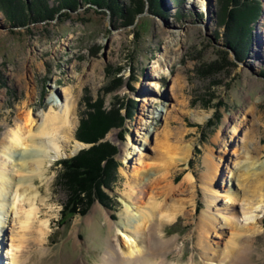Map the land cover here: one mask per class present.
Instances as JSON below:
<instances>
[{"label":"rangeland","instance_id":"rangeland-1","mask_svg":"<svg viewBox=\"0 0 264 264\" xmlns=\"http://www.w3.org/2000/svg\"><path fill=\"white\" fill-rule=\"evenodd\" d=\"M40 1L52 6L48 16L33 13L39 17L22 24L0 11V139L26 102L38 115L50 104L58 107L66 93L76 101V124L65 156L53 161L45 181H35L45 237L38 238L35 222L16 264H116L114 257L105 263L104 255L122 241L110 224L123 210L127 177L139 160L154 154L155 138L168 121L171 131L187 133L183 143L192 144L187 161L175 168V183L190 172L196 210L192 218L182 213L162 225L163 238L175 243L154 261L212 264L196 245L197 218L209 196L201 183L204 162L215 163L218 184L229 180L231 190L240 191L232 175L244 148L252 157L253 149L264 148V0H116L115 7L105 0H71L64 7L63 0ZM247 4L257 7L254 16L246 13L248 19L230 8ZM241 24L246 37L238 45L229 35ZM90 114L95 122L107 120L93 124L94 136L102 133L99 141L115 152L104 171L109 181L101 188L102 202L72 198L64 172L70 158L91 145L80 140ZM258 160L264 161V152ZM221 191L211 193L214 214L224 208L239 212L240 205ZM68 202H78L72 214ZM261 226L245 264H264V218ZM19 231L13 222L3 229L0 264H11L7 251ZM215 235L208 233V239L221 241Z\"/></svg>","mask_w":264,"mask_h":264},{"label":"bare ground","instance_id":"bare-ground-1","mask_svg":"<svg viewBox=\"0 0 264 264\" xmlns=\"http://www.w3.org/2000/svg\"><path fill=\"white\" fill-rule=\"evenodd\" d=\"M175 84L179 86L178 82ZM180 89L183 91L184 87ZM68 94L63 103L57 104L58 107L50 104L48 110H42L38 115L32 113L26 102L24 110L14 117L12 125L0 139V235L11 222L17 224L20 230L11 239L7 251L11 264L17 263L25 236L35 222L38 223V238L45 237L47 220H38L36 204L41 199L35 181H45L53 161L65 156L64 147L76 124V101ZM195 121L202 119L196 118ZM169 122H166L164 132L155 138L154 154L139 160V167L127 177L122 195L123 210L118 220L110 224V229H116L122 241L118 250H113L111 246L106 248L105 263L114 257L116 264H168L164 258L154 261L167 255L175 243L174 238H163L162 225L182 213L187 219L192 218L196 210L195 185L190 172L183 182L175 183V168L187 161L192 144L183 143L187 133L183 130L171 131ZM225 130L221 132L225 133ZM78 146L80 144L76 143L75 149ZM253 151L255 157L244 148L241 155L244 159L232 175L240 191L231 190L229 180L224 187L218 184L215 163L209 159L204 162L206 170L201 183L209 196L205 194V210L197 218L196 245L203 258L212 264H245L246 258L252 254L251 242L262 232L264 161L258 159L262 157L264 148ZM221 189L226 191L228 202L240 205L239 212L235 208H224L214 214L212 207L215 202L211 193L219 194ZM188 206L192 208V213L186 209ZM210 232L221 241H210ZM1 245L0 236V251Z\"/></svg>","mask_w":264,"mask_h":264},{"label":"trees","instance_id":"trees-1","mask_svg":"<svg viewBox=\"0 0 264 264\" xmlns=\"http://www.w3.org/2000/svg\"><path fill=\"white\" fill-rule=\"evenodd\" d=\"M26 1L0 0V11L5 17L9 18V20H15L16 22L22 24L24 19L27 17L29 19H36L37 17L41 16V14L43 15L41 18L47 17L48 13L52 10V6L45 7V4L40 0ZM231 1L232 4L238 3L237 1ZM104 2H106L108 5H111L112 7L116 6V0H105ZM72 4L73 2H71V0H63L62 7L70 6ZM157 5L158 4H156V7ZM232 6L233 5H231L230 8L235 14H237L238 18H240L242 15L243 17L246 16V13H251V16H254L257 10V7L249 4L245 5L244 7H240L241 10L235 7L233 8ZM33 13H36L39 16H35ZM248 18L249 17L246 19ZM243 27V24H241L239 27L233 28V31H230L229 36H231V41L237 42L238 45H240L241 41H243V39L246 37V29ZM234 34L235 36H233ZM96 122L98 126L100 124H107V120H104L103 118L101 120H97ZM96 122L94 115L90 114V116H88L85 133L82 135V138L80 137V140L85 143H91V145L85 149L79 150L78 154L70 158V161H68L66 164L64 172L67 174L66 182L69 184L70 188H72V198L75 199L80 194V197L83 199L88 198L91 200L93 197L97 201L102 202L101 188H106L108 186V179L104 178L103 176L105 174L104 171L106 166H109V163H112V155L115 152L112 148L107 146L104 141H99L103 137L102 133L98 132L94 136L95 133L93 124H96ZM62 164L65 165L64 160L62 161ZM77 203L68 202L69 206L66 208L68 210L67 213H74V210L76 209L75 205H78Z\"/></svg>","mask_w":264,"mask_h":264}]
</instances>
